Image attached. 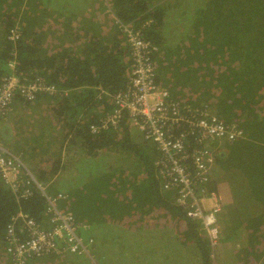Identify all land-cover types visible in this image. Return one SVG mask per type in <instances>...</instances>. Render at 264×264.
<instances>
[{
  "label": "trees",
  "instance_id": "16d2710c",
  "mask_svg": "<svg viewBox=\"0 0 264 264\" xmlns=\"http://www.w3.org/2000/svg\"><path fill=\"white\" fill-rule=\"evenodd\" d=\"M96 1L0 0V85L15 74L58 89L34 102L15 98L22 110L38 109L29 112L26 125L0 128V145L34 172L62 214H72L89 252L63 251L64 241L56 239L54 250L15 260L10 226L21 229L24 244L31 238L24 214L46 230L51 215L36 185L25 197L0 181V264H190L192 250L199 264H213L222 237L229 242L223 264H264V0H183L179 9L180 0H112L111 21L105 4ZM63 14L66 21L57 23ZM113 14L142 29L159 49L156 80L174 102L192 110L214 104L219 117L245 134L215 155L210 179L201 186L221 195L228 211L217 247L175 205L174 190L163 189L160 155L143 145L126 117L117 130L92 132L112 112V98L126 90L131 73L130 49ZM16 28L19 38L11 41ZM11 130L22 143L31 132L49 131L51 139L17 148L6 144Z\"/></svg>",
  "mask_w": 264,
  "mask_h": 264
},
{
  "label": "built area",
  "instance_id": "2783aa9c",
  "mask_svg": "<svg viewBox=\"0 0 264 264\" xmlns=\"http://www.w3.org/2000/svg\"><path fill=\"white\" fill-rule=\"evenodd\" d=\"M113 17L130 49L131 73L126 90L112 98V112L98 128L91 127L92 132L117 130L126 117L130 129L138 130L160 155L156 168L163 179V189L174 190L175 205L184 210L188 218L199 223L211 245L217 247L221 242L219 216L224 207L223 198L201 186L210 179L215 155L243 139L245 134L240 127L219 117L214 104L192 110L174 102L170 92L159 86L156 80L157 65L153 57L159 49L144 38L142 29L118 20L114 14ZM8 38L16 41L18 29H13ZM10 67L14 68L15 63L11 62ZM1 81L0 116L3 117L11 111L15 98L34 102L38 96L53 95L58 90L42 78L27 80L14 74ZM0 181L25 197L32 194L31 186L36 185L45 197L51 215L50 228L46 230L24 214V228L31 236L24 244L19 242L21 229L14 230V225L10 226L9 235L14 243L9 250L15 260L41 256L54 250L56 239L64 241L63 251L89 254L86 241L75 232L72 214H62L57 207L58 199L46 193L18 155L1 145Z\"/></svg>",
  "mask_w": 264,
  "mask_h": 264
},
{
  "label": "rangeland",
  "instance_id": "374dc122",
  "mask_svg": "<svg viewBox=\"0 0 264 264\" xmlns=\"http://www.w3.org/2000/svg\"><path fill=\"white\" fill-rule=\"evenodd\" d=\"M112 0H107L106 3H105V7H104V11H105V16L107 18V20H110V16L108 15V11L110 9V7H112V5L110 4ZM177 1V0H176ZM177 3V2H175ZM183 5V0H180L179 3H178V9ZM113 11V10H112ZM38 108L36 106H33L31 108H28V109H24L22 110V106H21V103H15V101L13 102L12 104V107H11V111L8 113L7 117H6V120L4 122V125L6 127H8L11 123H15V125H18L19 122H20V125L22 123V125H26V123L28 122V120L30 119V117L32 116L30 113L33 112L34 110H37ZM22 110V111H21ZM30 112V113H29ZM215 112H216V108H215ZM217 113V112H216ZM28 114H30L29 116H27ZM33 114V113H32ZM26 115V116H25ZM11 128V127H10ZM15 129V127H14ZM15 131V130H14ZM13 130H11L9 132L8 135L4 136L6 140H10L9 143H6L7 145H11V144H14L15 142V146L17 148H21L23 147L24 145H29L30 143H33V142H38V138L40 139L41 137L44 138L45 137V141L48 142V140L51 139V135H50V132L49 131H46L44 134L42 135H39V136H36V135H33V132H31L32 134L29 136V141L28 142H25V143H22L21 142V137L20 136H17L15 137V135L13 133H15ZM132 132L135 133V135L141 137L142 141H143V145L148 147L150 150L152 149L153 145L151 143H146L143 138H142V135L141 133L136 130V129H132ZM14 150V149H12ZM226 209V208H225ZM226 212H228L226 210ZM225 213V211H223L220 216H219V226L221 225V222H222V216L223 214ZM228 214V213H227ZM168 234L169 236L171 237L172 235L175 236V232L171 229H169L168 231ZM176 237V236H175ZM175 243H177L175 241ZM128 245L130 246H133V244L131 242H127ZM180 248V247H179ZM192 253L195 255L192 259V261H190V264H199L201 263V258H200V255L199 253H197L196 250H192ZM134 264H138L137 262H135ZM140 264V263H139Z\"/></svg>",
  "mask_w": 264,
  "mask_h": 264
},
{
  "label": "crops",
  "instance_id": "0c3cea01",
  "mask_svg": "<svg viewBox=\"0 0 264 264\" xmlns=\"http://www.w3.org/2000/svg\"><path fill=\"white\" fill-rule=\"evenodd\" d=\"M92 1V0H91ZM95 2V1H94ZM93 2V3H94ZM96 2H99V3H103V4H105L106 3V0H99V1H96ZM102 6V5H101ZM88 7H89V5H86L85 6V8L83 9V10H87L88 9ZM80 8L77 6V7H75V10H79ZM102 10L104 11V6H102ZM112 9H111V7H110V9H109V12L111 11ZM76 11V12H77ZM89 12V11H88ZM93 16V20H95L96 19V21H97V23H102V20H100L99 19V17L94 13V15H92ZM178 16V15H177ZM68 17H69V15H68ZM112 17H113V15H112ZM70 18V17H69ZM114 18V17H113ZM57 19V23H60V24H64V21H66V18H65V16H64V14L63 15H61L60 16V18H56ZM81 20H82V17H81ZM114 21H115V23H116V20L114 19ZM116 25V27L118 28V25L117 24H115ZM173 25L174 24H172V27H173ZM174 29H178V27L177 26H174L173 27ZM70 39V37H68V40ZM126 42V41H125ZM127 45V44H126ZM127 48H128V50H129V47L127 46ZM156 78H157V72H156ZM164 88V87H163ZM168 90V89H167ZM169 91V90H168ZM170 92V91H169ZM171 94V93H170ZM0 128H8V127H6L5 125H4V123L3 122H1L0 123ZM0 136H1V130H0ZM43 152H49L50 153V150L47 148V145H43ZM227 149V148H226ZM226 149L224 150V151H226ZM47 156L49 157V159H51L50 158V156H49V154H47ZM52 160V159H51ZM52 164H53V162H52ZM34 173V172H33ZM226 208V205H225V203H224V207H223V211H225V213L223 214V216L221 217L222 218V222H221V225H220V228L223 230L224 228H226L228 225H226V222H227V219H228V217H229V215L227 214V212H226V210H227V208ZM222 211V212H223ZM228 244H229V242L228 241H226L225 239H224V237H222V243L220 244V246L219 247H217L216 248V251H215V253H214V262H213V264H223L224 263V261H225V254H226V252L225 253H223V251L226 249V247L228 246ZM218 249H219V252H218ZM218 252V253H217ZM238 264H241L240 262H238ZM249 264H251V263H249Z\"/></svg>",
  "mask_w": 264,
  "mask_h": 264
},
{
  "label": "clouds",
  "instance_id": "9594fccd",
  "mask_svg": "<svg viewBox=\"0 0 264 264\" xmlns=\"http://www.w3.org/2000/svg\"><path fill=\"white\" fill-rule=\"evenodd\" d=\"M11 62H14V63H15V67H14V68L10 67V63H11ZM10 63H9V67H10L11 71H12V72H16V71H17V62H16L15 60L11 59V60H10ZM21 78H23V77H21ZM23 79H25V78H23ZM196 223H197V222H196ZM199 227H200V225H199Z\"/></svg>",
  "mask_w": 264,
  "mask_h": 264
},
{
  "label": "bare ground",
  "instance_id": "6f19581e",
  "mask_svg": "<svg viewBox=\"0 0 264 264\" xmlns=\"http://www.w3.org/2000/svg\"><path fill=\"white\" fill-rule=\"evenodd\" d=\"M38 168V167H37ZM38 175V174H37Z\"/></svg>",
  "mask_w": 264,
  "mask_h": 264
}]
</instances>
